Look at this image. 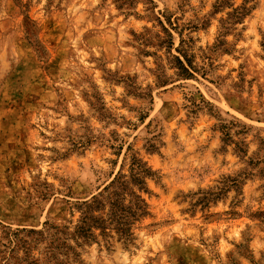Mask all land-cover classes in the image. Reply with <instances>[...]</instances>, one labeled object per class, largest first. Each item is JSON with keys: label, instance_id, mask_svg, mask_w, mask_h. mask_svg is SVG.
<instances>
[{"label": "rangeland", "instance_id": "374dc122", "mask_svg": "<svg viewBox=\"0 0 264 264\" xmlns=\"http://www.w3.org/2000/svg\"><path fill=\"white\" fill-rule=\"evenodd\" d=\"M217 1L0 0V264H264V0ZM134 153L150 213L77 244Z\"/></svg>", "mask_w": 264, "mask_h": 264}, {"label": "trees", "instance_id": "16d2710c", "mask_svg": "<svg viewBox=\"0 0 264 264\" xmlns=\"http://www.w3.org/2000/svg\"><path fill=\"white\" fill-rule=\"evenodd\" d=\"M215 7L217 10L226 7L233 9L232 13H229L227 20L224 21L225 25H232L242 21L251 11V8L247 6V0L238 7H234L230 0H218ZM164 30L168 39L161 40V44H168L172 49L174 47V37L165 27ZM179 34L181 41L177 51L180 55H172L173 61L178 69L177 74L190 78L193 77L191 69L194 67L186 49L184 51L181 48L185 41L182 39V33L179 32ZM151 148L153 149L155 146L151 145ZM155 176L156 172L140 157L139 153L132 154L129 168L126 172L125 164L123 163L110 182L89 199L80 203V218L72 233V236L77 239V244L80 245L79 239L83 242L94 241L98 235L109 236L111 232H115L120 238L130 240L133 237V225L135 222L150 213L148 202L142 193L149 192L147 180ZM53 228L56 229V232L53 234L55 237L50 238V248L53 249L52 255L55 256V249L63 247L66 243L64 240L58 242L57 233L59 227L54 226ZM65 228L68 230V227L65 226ZM19 232L21 231L8 232V243L14 244ZM60 232L65 233V229ZM29 233L42 234L41 231L34 230H30ZM22 243L25 245L24 248L27 255L31 249L29 245H26L29 242L22 239ZM68 249H73V253L77 255L74 247L68 245ZM35 261L36 259L29 262V264H34ZM59 263L57 262V264Z\"/></svg>", "mask_w": 264, "mask_h": 264}]
</instances>
